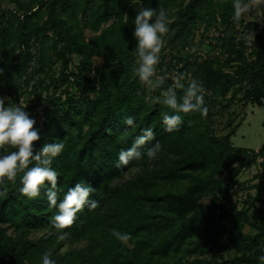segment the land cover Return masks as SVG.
Segmentation results:
<instances>
[{"label": "trees", "instance_id": "1", "mask_svg": "<svg viewBox=\"0 0 264 264\" xmlns=\"http://www.w3.org/2000/svg\"><path fill=\"white\" fill-rule=\"evenodd\" d=\"M165 1H101L92 20L94 26L107 21L117 8L123 15L126 4L129 2L130 5L124 18L120 17L103 28L100 35L95 37L97 48L93 51L104 57V63L97 67L100 80L95 95L88 94L92 90V80L82 73L91 64L88 48L77 40V34L67 37L65 51L80 54L79 72L66 71L69 62L66 56L58 74L49 77L55 89L47 96L41 123L36 122L35 125L41 132L36 147L52 142H63L65 145L51 164L58 175L57 187L62 190L59 198L62 199L69 187L81 183L95 189L89 199L99 202L94 210L85 206L83 211L77 213L75 223L63 230L68 234L66 238L69 241L83 236L91 238L84 249L77 252L73 262L195 264L186 258L199 251L212 254L201 264H260L258 257L264 255V217L257 218L250 213L255 199L248 198L244 206L235 208L221 203L218 195H227L231 185L239 183L237 177L241 171L255 163L259 156L264 157V137L257 149L235 146L230 136L236 124L222 136L213 134L208 127L200 139H194L197 113L181 114L183 123L179 129L165 132L161 113H171V110L162 104L152 103L151 98L171 86V78L168 77L165 85L147 100L132 91L129 75L136 58V41L132 36L135 15L141 6L157 9ZM211 1L188 0L179 7L176 18L169 24V30L174 28L169 40L188 30L190 24L212 6ZM32 2L38 5V9L31 10L29 5L26 7L18 33L9 28L10 19L0 5V96L4 88L17 87L18 76L23 73L29 57L27 47L30 39L43 33L47 27H58L64 22L56 13V8L64 10L70 0ZM87 3L88 0H83L84 8ZM219 6H224L222 16L226 17L233 11V0H222ZM44 8L48 14L44 23L38 25V22H31L36 12ZM16 18L19 16L16 15ZM14 39L25 49L15 62L12 45L9 46ZM225 42L238 58L236 68L226 71L214 66L211 61H202L192 69L191 79H198L204 89H211L217 94L238 91L239 100L264 104V30L256 35V56L251 59H245L241 49H236L233 35H227ZM71 74L75 75L73 80H70ZM69 83L75 85V90L70 91L67 85L63 87L64 90L61 88L62 84ZM57 89L60 90L56 92ZM34 92V104H37L41 93L36 89ZM183 95L184 90L178 89V99ZM129 116L134 118L135 127L125 125L124 120ZM149 127L153 128L155 139L140 149L142 154L158 143L159 150L165 156L166 153L172 156L169 159L161 158L152 168H146L132 178L114 182L136 163L147 159L146 155H142L141 159L130 162L126 167H116L119 152L131 147L135 137L141 134V129ZM13 150L6 146L0 149V155ZM257 174L261 178L264 176V161ZM21 176L22 173L17 174L15 183L5 180L0 184V223L25 229L45 228L49 234L26 244H18L11 243L0 227V264H42V255L48 252L44 248L61 235L51 224L56 209L48 207L44 189L39 197L26 198L19 192ZM183 178L190 179L183 190L159 187L161 183H174ZM47 187L46 184L44 188ZM203 193L210 194L206 201L201 199ZM258 210L264 213V208ZM245 224L253 232H245ZM112 229L130 234L128 242L131 247L120 243L112 235ZM194 235H197L195 239ZM189 241H192L191 245H188ZM217 245L233 253L224 257L218 252V258L213 254ZM180 250L182 253L174 261L166 259ZM50 253L54 261L59 257L54 256L53 251ZM55 262L63 264L61 257Z\"/></svg>", "mask_w": 264, "mask_h": 264}, {"label": "rangeland", "instance_id": "2", "mask_svg": "<svg viewBox=\"0 0 264 264\" xmlns=\"http://www.w3.org/2000/svg\"><path fill=\"white\" fill-rule=\"evenodd\" d=\"M32 1L33 0H0L2 11H4L6 16L10 19L8 26L12 30H15L16 33L20 30L26 7L29 5L31 6V10L36 11L38 9V5L34 4ZM101 1L102 0H88L87 7L84 8L83 0H70L68 6L64 10H60L59 7L56 8V13L64 19V22L58 27H47L43 33L35 35L30 39L27 47L29 57L23 73L18 76L17 87L12 89L4 88L5 91L2 97L9 98L5 100L6 106H15L17 104L27 105L25 110L36 122L41 123L43 119L42 112L48 101L47 96L55 89L49 81L50 75L58 74L63 67L64 57L66 56L69 61L67 62L66 71L68 72L71 70L79 72L80 70V54L77 51H71L69 53L65 51L67 37L69 35L75 36L76 34L78 35L77 40L84 43L88 48V58L91 64L85 68L82 73L89 76L90 73H93L92 69H94V75L90 78L92 80V90H90L88 94L90 96L95 95L99 88L100 80L97 67L104 63L103 55L93 51L94 48H97V40L95 37L100 35L103 28L116 22L120 17L124 18L126 10L130 5L129 2L126 4L125 12L122 13L123 15H120V10L117 8L107 21H103L99 25L94 26L92 20ZM137 1L141 2V0ZM187 1L188 0H166L164 3L159 4L157 10H164L172 22L176 18V11L178 8L187 3ZM220 1L222 2V0H212V6L208 8L210 10H204L203 14L190 24L188 30H183L171 40H169V36L173 33L174 28L168 31L163 37L165 47L162 49L160 63L157 65L158 75L170 77L173 83L172 77L177 72L185 73L186 78L183 83L187 85L188 80H190L192 76V69L202 61H211L214 66L220 67L226 71L234 70L238 58L235 57V52L230 50L225 42V37L227 35H233L235 37V47L236 49H241L245 59H251L256 56L254 53L256 48V35L264 30V7L254 8L239 22H234L232 18L234 10L228 16H222L224 6H219ZM16 15L19 16L18 19H14ZM47 16V9L38 10L31 19V22H38V25H42L47 19ZM251 32L254 33L253 41L247 39ZM11 45L12 56L15 62L23 55L25 49L17 39L12 40L9 46ZM193 47L197 49L196 53L191 51ZM135 60L132 63L129 75L132 81V91L136 95L142 96L143 99L147 100L154 92L150 91L134 76L133 68L135 67ZM74 76V74H71L70 80H73ZM65 85H67L70 91L75 90V85L73 83L62 84L61 88L63 90L65 89L63 88ZM34 89L41 93L39 102H36L37 104H34V94H36ZM59 90L60 89H57L56 92ZM239 94L240 92L238 91H234L233 93L230 90L225 95H220L211 89H204L208 114L206 118H202L200 114L197 113L193 132L195 136L194 139H200L201 134L205 133V129H208V127L213 134L222 136L238 124L230 136L232 143L235 146L258 148L264 137V104L239 100ZM232 95L235 97L231 98ZM171 156L172 154L168 153H166L165 156L164 152L159 150L155 159L149 160L147 158L146 160L136 163L121 176L115 178L114 182H121L132 178L142 173L146 168H152L156 161H159L161 158L165 157V159H169ZM263 159V156H259L254 166L248 169L244 168L242 170L243 172L237 177L241 183L249 185L247 188L249 189L250 200L255 193L253 184L257 182L258 179L255 175L260 171L259 169L263 167ZM262 181L264 182V176ZM189 182V178H183L174 183H161L159 187L180 191L185 189ZM209 195V193H203L201 197L202 201H206ZM258 204L257 202L255 205ZM255 205L250 209L252 216L257 218L261 216L264 217V213H261L257 208H260V206ZM0 227L10 238L11 243L26 244L28 241L37 240L39 237L49 234V231L45 228L25 229L9 223H0ZM243 230L249 233L253 232L248 224L243 226ZM59 237L60 236L56 237L53 243H50L44 250L47 249L48 252L53 251L54 256L62 258L63 264H74L73 261L77 252L84 249L91 239L89 236H83L74 241H69L67 238L61 240ZM196 237L197 235L193 236L194 239ZM119 242L127 247H131L128 241L126 243ZM191 242L192 241H189V244H187L191 245ZM218 252L222 253L224 257L233 253L232 250H224L221 245H217L213 251V254L220 258ZM181 253L182 250L174 255L168 256L166 259L170 262L174 261L176 256ZM211 256V253L205 254L194 251L189 254L186 259L196 262L195 264H201L203 260L209 259ZM82 264H89V262H84Z\"/></svg>", "mask_w": 264, "mask_h": 264}, {"label": "clouds", "instance_id": "3", "mask_svg": "<svg viewBox=\"0 0 264 264\" xmlns=\"http://www.w3.org/2000/svg\"><path fill=\"white\" fill-rule=\"evenodd\" d=\"M264 7V0H233V21L239 22L246 14L254 8ZM171 20L164 10H157L151 7L141 6L134 18V28L132 36L136 41L135 67L133 74L150 91L155 92L165 85L168 77L157 74V65L160 63L162 49L165 47L163 37L169 31ZM247 39L254 40V33L251 32ZM193 53L197 49H191ZM2 71V70H0ZM93 73L89 74L92 78ZM186 74L177 72L173 77V83L159 95L151 98L154 104H162L171 110L161 113V123L165 132H173L179 129L183 123L181 114L199 113L202 118H206L208 107L204 97L202 82L198 79H190L187 87L183 81ZM183 89L182 98L177 97V90ZM7 97L0 96V149L6 146L14 149L7 154L0 155V184L5 180L15 183L17 174L20 177L21 187L19 192L28 199H35L40 196L44 189L48 207L56 209L52 216V226L61 232L60 239L67 237L64 229L70 228L76 221L77 213L83 211L85 206L89 210H94L99 206L97 200H90V195L95 191L91 185L76 183L69 187L60 197L61 189H58V175L51 166L52 160L64 149L63 142L45 143L36 147L40 141L41 132L35 127L36 120L25 110L27 105L17 104L6 106ZM125 125L135 127L134 118L129 116L124 120ZM155 139L153 128L141 129V134L136 136L131 147L122 149L118 154L116 167H126L130 162L139 160L142 155H146L149 160L157 157L159 144L148 148L142 154L140 149L148 142ZM48 185L45 189L44 186ZM119 241L126 243L130 239V234L121 233L112 229ZM260 264H264V255L258 257ZM42 264H56L51 259V253L45 252L42 255Z\"/></svg>", "mask_w": 264, "mask_h": 264}, {"label": "built area", "instance_id": "4", "mask_svg": "<svg viewBox=\"0 0 264 264\" xmlns=\"http://www.w3.org/2000/svg\"><path fill=\"white\" fill-rule=\"evenodd\" d=\"M92 72H94V69H92ZM228 191L229 193L227 195H218V199L221 203L229 204V206L235 208H241L246 204V201L249 198L247 184L244 185L240 181L239 183L234 182Z\"/></svg>", "mask_w": 264, "mask_h": 264}, {"label": "crops", "instance_id": "5", "mask_svg": "<svg viewBox=\"0 0 264 264\" xmlns=\"http://www.w3.org/2000/svg\"><path fill=\"white\" fill-rule=\"evenodd\" d=\"M257 149V148H256ZM256 163H253L252 165H250V166H248V167H246L245 169H248V168H250V167H252V166H254ZM261 169L262 168H260L259 170L261 171ZM241 172H243V171H241ZM259 172V171H258ZM241 174V173H240ZM239 174V175H240ZM238 175V176H239ZM258 179H257V182H255L254 184H253V186H254V188H255V193L253 194V200H254V202H253V204H252V207H253V205H255V204H257V202L259 203L258 205H255V206H260V208L262 209V208H264V182L262 181V178L259 176V174H256L255 175ZM247 186H249L248 184H247ZM259 187H261V188H259ZM251 207V208H252ZM258 209H259V207H257Z\"/></svg>", "mask_w": 264, "mask_h": 264}]
</instances>
